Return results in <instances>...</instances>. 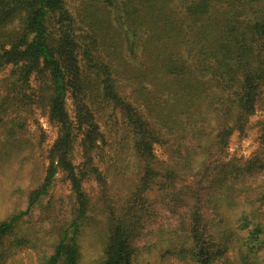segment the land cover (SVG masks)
Here are the masks:
<instances>
[{
	"label": "trees",
	"instance_id": "trees-1",
	"mask_svg": "<svg viewBox=\"0 0 264 264\" xmlns=\"http://www.w3.org/2000/svg\"><path fill=\"white\" fill-rule=\"evenodd\" d=\"M90 1L99 14L84 30L63 0H0L4 136L25 130L16 112L33 102V78L42 81L43 106L59 127L43 183L24 212L0 223V241L62 171L75 209L39 264H81L78 237L90 220L85 177L98 187L106 221L93 264H146L142 257L153 248L162 262L264 264V119L249 123L264 111V0ZM106 112L120 132L109 138L121 151L114 172L123 176L130 157L137 167L121 211L108 172L97 166L108 144L99 124ZM250 128L256 149L247 158L229 155L231 138L243 139ZM73 130L84 155L77 167Z\"/></svg>",
	"mask_w": 264,
	"mask_h": 264
},
{
	"label": "rangeland",
	"instance_id": "rangeland-1",
	"mask_svg": "<svg viewBox=\"0 0 264 264\" xmlns=\"http://www.w3.org/2000/svg\"><path fill=\"white\" fill-rule=\"evenodd\" d=\"M63 2L74 22L84 30H87L86 21L89 23L95 21L97 10L99 14V5L90 0H63ZM85 17L87 19L84 21ZM16 26V23H12L8 25L6 31H14ZM42 85L39 78L30 80L27 93L32 94L33 102L27 104L29 107L26 105L18 108L16 112V116L25 122V130L19 132L16 138H7L4 136V126L0 125V223L25 211L29 195L43 183L49 151L59 138V127L49 120L41 100ZM2 95L0 91V101ZM65 106L67 115L72 121L75 102L71 97L67 98ZM107 114L106 112L99 120L108 144L101 152L97 166L100 171L108 172V188L116 197L114 207L121 211L125 210L124 205L129 199V192L136 184V177L132 171L137 167L130 162L132 161L130 157L129 165L124 166L123 176L114 172L112 162L119 158L121 151L116 149L111 139L118 140L120 132H114L115 129L111 128L114 123L112 120L107 124ZM261 119H264V111L258 112L251 118L250 126ZM6 141L11 142L12 146ZM256 147V129L250 128L243 139L240 140L236 135L231 138L228 153L236 158H247ZM70 159L73 167L84 161L79 134L74 130ZM81 188L88 197L90 205V220L84 225L78 237L82 254L81 264H93V261L100 256L106 221L102 215L103 207L95 183L86 177L82 178ZM150 197L153 199L156 193H152ZM74 204L69 181L66 174L60 171L55 175L45 196L27 216L16 223L13 231L0 241V264H39L42 258L49 257L70 223L75 209ZM150 228H154L153 225ZM159 253V248H153L143 255L142 261L146 264H192L179 259L162 262Z\"/></svg>",
	"mask_w": 264,
	"mask_h": 264
}]
</instances>
